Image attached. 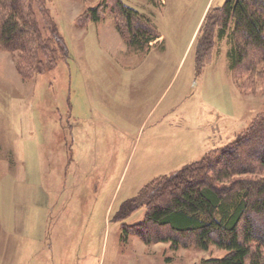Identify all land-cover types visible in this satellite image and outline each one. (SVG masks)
Here are the masks:
<instances>
[{
	"label": "rangeland",
	"instance_id": "374dc122",
	"mask_svg": "<svg viewBox=\"0 0 264 264\" xmlns=\"http://www.w3.org/2000/svg\"><path fill=\"white\" fill-rule=\"evenodd\" d=\"M113 1L45 0L67 56L32 78L0 46V264H198L227 252L145 243L124 227L144 218L131 200L146 183L264 111V81L236 86L227 34L197 59L203 18L226 0H122L160 33L145 54L117 32ZM100 3V20L76 21Z\"/></svg>",
	"mask_w": 264,
	"mask_h": 264
},
{
	"label": "trees",
	"instance_id": "16d2710c",
	"mask_svg": "<svg viewBox=\"0 0 264 264\" xmlns=\"http://www.w3.org/2000/svg\"><path fill=\"white\" fill-rule=\"evenodd\" d=\"M102 8L103 3L89 7L76 21H98ZM109 8L127 48L147 53L160 36L150 17L122 0ZM226 34L233 82L241 90L256 91L259 80L264 81V0H226L209 7L197 34L202 50L197 59L210 55L215 41ZM0 46L18 51L16 67L23 79L49 71L67 56L45 0H0ZM131 201L133 209L145 204L146 212L124 231L138 234L145 243L169 241L173 248L212 243L226 254L198 264H264V111L199 160L151 179Z\"/></svg>",
	"mask_w": 264,
	"mask_h": 264
}]
</instances>
